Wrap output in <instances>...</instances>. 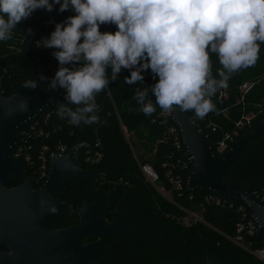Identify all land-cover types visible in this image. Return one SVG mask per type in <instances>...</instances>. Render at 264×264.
Returning <instances> with one entry per match:
<instances>
[{"label": "trees", "instance_id": "16d2710c", "mask_svg": "<svg viewBox=\"0 0 264 264\" xmlns=\"http://www.w3.org/2000/svg\"><path fill=\"white\" fill-rule=\"evenodd\" d=\"M74 15L76 13L72 11L60 13L59 5H57L52 12L35 11L29 19L22 21L12 30V39L3 41L0 46L1 64L11 70V77L6 81L9 88L8 95L15 92L24 81L27 84L28 81L39 79L32 47L27 43L24 45L20 43V40L28 33V29L32 32L51 35V32L55 30L53 23H61L67 17ZM116 30L117 26L113 24H105L100 28L102 33H114ZM258 43L260 44L259 61L251 67L241 68L231 73L228 88L218 89L214 94V99L217 101L216 109L227 110V117L219 115L215 118L224 130H232L244 114L254 117L253 127L243 131L241 137L264 123V43ZM8 45L13 46V50L10 51ZM54 51L58 50L48 49L46 54L39 55L46 63L56 61L59 64L52 55ZM209 55L212 61V77L220 79L217 74V70L222 68L219 57L210 50ZM76 66L82 67L83 64ZM106 76H111L110 67L106 68ZM126 76H130V70L122 69L118 74V80L108 85L112 98L107 96L106 89L94 94L96 103L99 105V123L86 125L81 122L79 126H75L67 119L56 115L47 126V130L51 132L50 139L40 138L32 142L33 149L30 152L36 165L38 164V151L43 144H48L52 150L58 143L68 148L80 144L79 163L85 168L87 167L82 162L83 156L89 150H97L98 141L101 144L100 150L103 152V158L94 169L102 170L103 174L91 184L72 181L64 187L58 198L72 206L73 210L65 221L56 224V228L58 226L69 228L77 225L79 212L77 213L76 209L82 208L85 202L95 203L109 191L108 204L110 207L101 213V218L114 222L122 218L131 208V216L139 225L128 223L121 234L106 238L105 243L110 250L104 259L99 260L100 264H168L181 260L186 261L184 264H207L208 254H211L219 264H264L229 240L228 237L235 234L236 223L239 219L235 210L205 205L201 210L209 225L199 224L191 228H183L175 221V216L180 213L179 210L168 203L145 181L138 161L133 157L124 138L121 126H124L128 133L134 132L139 139L145 140L147 153L145 156L151 158L145 159L141 164L154 166L161 175L162 184H167L162 164L174 154V149L159 144V141L163 137L169 120L162 116L167 110L161 109L156 104V97L150 91L146 101L150 99L155 107L152 115H145L140 111L141 105L134 98L136 88L150 89V86L158 80H144L143 83L127 85L124 83ZM251 81L256 84L247 95L245 106H236L235 97L239 87ZM42 84L38 83L36 89L25 86V97L35 95ZM220 90H227L230 93L228 100H217ZM70 107L75 109L76 106L70 105ZM211 114L214 115V112L212 111ZM192 118L198 121L205 133L209 134V141L213 146L214 135L206 130L203 121L196 115L195 109H192ZM26 127L23 126L21 131ZM154 146H156L155 149ZM192 172L193 169L189 167L188 173ZM28 174L29 171L20 179H12L8 187L14 188L24 184ZM227 179L231 183H236L240 190L254 184L250 191L251 196L255 191L264 189V132L259 139L244 145L240 157L228 171ZM70 185L76 187L69 189ZM82 188H91V190L84 193ZM185 194H189L187 190ZM193 195L195 196L194 202L184 200L183 203L189 208L199 209L198 204L203 199L201 191L196 190ZM237 203L242 205L240 202ZM247 213L252 215L248 208ZM257 246H264L263 242L260 241Z\"/></svg>", "mask_w": 264, "mask_h": 264}, {"label": "clouds", "instance_id": "9594fccd", "mask_svg": "<svg viewBox=\"0 0 264 264\" xmlns=\"http://www.w3.org/2000/svg\"><path fill=\"white\" fill-rule=\"evenodd\" d=\"M57 5L60 13L76 15L57 23L36 47L57 49L52 55L59 68L50 81L40 75L26 87L48 81L51 91L64 89L67 103L57 106V115L75 126L100 122L94 94L117 81L122 69L130 70L127 85L143 83L149 69L153 80L159 78L150 89H135L145 115L155 111L146 101L150 91L161 109H195L203 118L214 109L206 97L228 88L231 73L254 65L258 42L264 43V0H0V41L12 39V30L35 11L52 12ZM105 24L117 30L102 33ZM209 50L219 57L220 79L211 78Z\"/></svg>", "mask_w": 264, "mask_h": 264}, {"label": "water", "instance_id": "95a60500", "mask_svg": "<svg viewBox=\"0 0 264 264\" xmlns=\"http://www.w3.org/2000/svg\"><path fill=\"white\" fill-rule=\"evenodd\" d=\"M210 62L212 64L211 59ZM25 86L26 81L11 96L0 95V264H100L99 260L110 250L106 238L121 234L128 223L136 226L139 223L131 216V208L114 222L101 218V213L110 207L108 191L95 203L83 204L77 225L56 228L73 209L57 198L64 187L72 181L91 184L103 174L102 170L81 168L80 144L67 155L50 157L49 178L39 189L35 188L33 178H27L20 186L8 187L12 179H20L26 173L25 165L12 154L17 145L24 143L18 132L46 108L60 104L57 101L59 88L51 91L40 86L35 95L26 98ZM173 121L179 126L186 147L184 158L193 168L187 183L189 190L225 195L245 204L258 223V240L262 239L264 206L250 195L254 184L240 190L227 179V173L240 157L244 145L263 134L264 123L240 137L224 157H219L213 152L208 135L192 118V110L180 111L174 105ZM53 207L57 211H51ZM207 264L219 263L208 254Z\"/></svg>", "mask_w": 264, "mask_h": 264}, {"label": "built area", "instance_id": "2783aa9c", "mask_svg": "<svg viewBox=\"0 0 264 264\" xmlns=\"http://www.w3.org/2000/svg\"><path fill=\"white\" fill-rule=\"evenodd\" d=\"M53 24L54 26L56 25L55 23ZM49 37L50 34L48 33L31 32V34L27 33L23 39L20 40L21 45L27 43L32 47L31 49L33 51V59L36 63L37 74L39 77L40 75L47 77L48 81L54 77L59 68V64L56 61L46 63L43 60L44 58L39 54H46L48 49L43 47L37 48L36 42ZM81 42H83V38L81 39ZM2 43L3 41H0V46ZM8 49L10 51L13 50V46L8 45ZM10 71V68L6 65H2L0 61V95L2 93H7V96H11L14 93L12 92L8 95L9 88L6 85V81L11 77ZM142 74L145 76V80H153L151 69ZM211 78H213L212 72ZM158 79L159 78L157 77L156 80ZM48 81L43 82L42 86L48 87ZM255 84L256 82L253 81L241 84L238 89V94L235 97L236 106H245L246 97ZM106 91L107 96L112 98L108 87L106 88ZM65 95L66 93L64 89L59 88L57 101L60 104L67 103L64 99ZM229 95L230 93L227 90H220L217 95V100H228ZM214 96L215 95L213 94L211 97H206V99H211L214 105V109L212 110L214 115L211 114L212 111H210L203 118L200 117V119L203 121L206 130H208L210 134L214 135V145H211L213 152L219 157H224L231 150L233 144L241 137V133L253 127L254 117L249 114H244L235 123L232 130H224L219 123L215 121V118L219 117V115L227 117V110L221 111L216 109L217 101L214 99ZM56 115L57 107H48L36 120L26 124L25 126L27 127L18 132L19 137L24 141V143L17 145L12 152L13 157L25 165V175H27L29 171L27 178H33L38 184H44L49 178L50 157L53 154L67 155L71 149L61 143H58L52 150L48 144H43L40 146L38 151L37 165L30 152L33 149L32 142L40 138L45 140L50 139L51 132L47 130V126ZM162 116L164 118H168L167 120H169V123L165 127L163 137L159 141V144L174 149V154L170 155L167 161L162 164L167 184H162L161 175L154 166L151 164H139L141 174L145 181L168 203L179 210L180 213L175 216V221L183 228H191L199 224H204L206 226L209 225L205 221L203 211L201 210V208L205 205L235 210L239 215V219L236 223L235 234L228 237L229 240L240 249L249 253L255 259L264 263V246H257V243L260 241H262L264 245V237L258 240V223L253 219L252 215L247 213V207L245 204L242 203V205H239L237 203L238 201L228 196L218 195L212 192L206 194H202L201 192L203 199L198 204L199 209L189 208L183 203L184 200H187L188 202L195 201V196L193 195L195 191H190L187 184L191 174L188 173L189 167L192 168V166L184 158L186 154V147L181 137L179 126L173 121V109L167 110L162 114ZM207 135L209 137V134ZM100 145V141H98L96 145L97 150H89L83 156L82 162L87 168L80 163L82 169L95 170L94 168L101 163L103 152L100 150ZM186 190L189 193L188 195L185 194ZM252 197L255 201L264 206V189L255 191Z\"/></svg>", "mask_w": 264, "mask_h": 264}, {"label": "rangeland", "instance_id": "374dc122", "mask_svg": "<svg viewBox=\"0 0 264 264\" xmlns=\"http://www.w3.org/2000/svg\"><path fill=\"white\" fill-rule=\"evenodd\" d=\"M256 61H259L258 59ZM122 129V133L124 135V138L126 140V142L128 143L131 153L133 155V157L138 161V164H141L145 159H150V156H145L146 153V148H145V140L143 139H139L138 136H136V134H134V132H129L127 131V129H125L124 126H121ZM76 147V146H75ZM156 148V146H154V149ZM76 187L75 185H70V188H74ZM67 189V190H69ZM82 190L84 191V193L89 192L91 190V188H82ZM80 208L76 209V212L78 213L80 211ZM58 228H62L59 227Z\"/></svg>", "mask_w": 264, "mask_h": 264}, {"label": "flooded vegetation", "instance_id": "af4514ba", "mask_svg": "<svg viewBox=\"0 0 264 264\" xmlns=\"http://www.w3.org/2000/svg\"><path fill=\"white\" fill-rule=\"evenodd\" d=\"M26 181V180H25ZM25 183V182H24ZM43 184H38L37 182H35V188L36 189H39L41 186H42ZM57 198H58V196H57ZM58 199H60V198H58ZM72 207V206H71ZM73 210V209H72Z\"/></svg>", "mask_w": 264, "mask_h": 264}]
</instances>
